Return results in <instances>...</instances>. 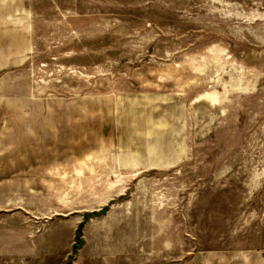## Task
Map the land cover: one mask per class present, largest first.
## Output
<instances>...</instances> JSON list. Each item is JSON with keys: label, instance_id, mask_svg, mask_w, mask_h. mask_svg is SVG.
<instances>
[{"label": "rangeland", "instance_id": "obj_1", "mask_svg": "<svg viewBox=\"0 0 264 264\" xmlns=\"http://www.w3.org/2000/svg\"><path fill=\"white\" fill-rule=\"evenodd\" d=\"M0 264H264V0H3Z\"/></svg>", "mask_w": 264, "mask_h": 264}, {"label": "crops", "instance_id": "obj_2", "mask_svg": "<svg viewBox=\"0 0 264 264\" xmlns=\"http://www.w3.org/2000/svg\"><path fill=\"white\" fill-rule=\"evenodd\" d=\"M4 7H5L4 1L0 0V16L1 17L3 16L2 12L4 11Z\"/></svg>", "mask_w": 264, "mask_h": 264}]
</instances>
